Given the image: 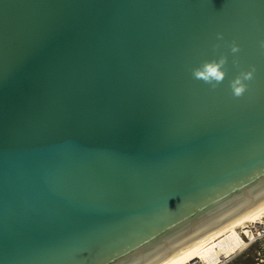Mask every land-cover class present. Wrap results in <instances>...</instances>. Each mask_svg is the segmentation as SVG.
<instances>
[{
	"label": "water",
	"instance_id": "1",
	"mask_svg": "<svg viewBox=\"0 0 264 264\" xmlns=\"http://www.w3.org/2000/svg\"><path fill=\"white\" fill-rule=\"evenodd\" d=\"M261 40L264 0H0V264H163L263 205Z\"/></svg>",
	"mask_w": 264,
	"mask_h": 264
},
{
	"label": "bare ground",
	"instance_id": "2",
	"mask_svg": "<svg viewBox=\"0 0 264 264\" xmlns=\"http://www.w3.org/2000/svg\"><path fill=\"white\" fill-rule=\"evenodd\" d=\"M262 215H264V204L163 264H192L194 261L214 262L222 257H227L241 245L237 229L247 223L256 222Z\"/></svg>",
	"mask_w": 264,
	"mask_h": 264
},
{
	"label": "clouds",
	"instance_id": "3",
	"mask_svg": "<svg viewBox=\"0 0 264 264\" xmlns=\"http://www.w3.org/2000/svg\"><path fill=\"white\" fill-rule=\"evenodd\" d=\"M216 38L218 41L223 40V34L217 33ZM259 45L262 49H264V40L259 42ZM215 47H219L216 45ZM230 51L233 54H237L240 51V46L232 42L230 44ZM232 63L234 65H238L239 59L238 57L233 58ZM226 64H227V56L221 55L218 60H212L209 62H205L201 68H196L192 70V77L196 80L203 81L205 84L209 85L211 89H215L220 83H222L225 79L226 75ZM256 71L255 66H249V69L246 71H240L231 81L230 88L231 94L234 98H241L248 91V83L254 79V73Z\"/></svg>",
	"mask_w": 264,
	"mask_h": 264
},
{
	"label": "built area",
	"instance_id": "4",
	"mask_svg": "<svg viewBox=\"0 0 264 264\" xmlns=\"http://www.w3.org/2000/svg\"><path fill=\"white\" fill-rule=\"evenodd\" d=\"M237 234L241 245L234 253L214 262L194 261L192 264H227L249 248H253L254 264H264V215L254 223L243 225Z\"/></svg>",
	"mask_w": 264,
	"mask_h": 264
},
{
	"label": "trees",
	"instance_id": "5",
	"mask_svg": "<svg viewBox=\"0 0 264 264\" xmlns=\"http://www.w3.org/2000/svg\"><path fill=\"white\" fill-rule=\"evenodd\" d=\"M227 264H254L253 248L244 251Z\"/></svg>",
	"mask_w": 264,
	"mask_h": 264
},
{
	"label": "rangeland",
	"instance_id": "6",
	"mask_svg": "<svg viewBox=\"0 0 264 264\" xmlns=\"http://www.w3.org/2000/svg\"><path fill=\"white\" fill-rule=\"evenodd\" d=\"M240 229H241V228H238L237 232H238ZM242 253H244V251H243V252H241L240 254H242ZM240 254H238V255H240Z\"/></svg>",
	"mask_w": 264,
	"mask_h": 264
}]
</instances>
